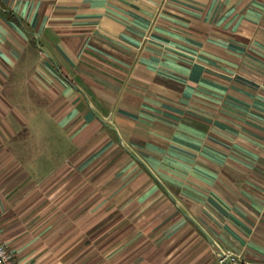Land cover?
<instances>
[{"label":"crops","instance_id":"1","mask_svg":"<svg viewBox=\"0 0 264 264\" xmlns=\"http://www.w3.org/2000/svg\"><path fill=\"white\" fill-rule=\"evenodd\" d=\"M0 236L21 264H264V0H0Z\"/></svg>","mask_w":264,"mask_h":264},{"label":"built area","instance_id":"2","mask_svg":"<svg viewBox=\"0 0 264 264\" xmlns=\"http://www.w3.org/2000/svg\"><path fill=\"white\" fill-rule=\"evenodd\" d=\"M231 264H238L236 257L230 258ZM0 264H21L18 262L9 248L3 243V240L0 236Z\"/></svg>","mask_w":264,"mask_h":264},{"label":"water","instance_id":"3","mask_svg":"<svg viewBox=\"0 0 264 264\" xmlns=\"http://www.w3.org/2000/svg\"><path fill=\"white\" fill-rule=\"evenodd\" d=\"M207 239H208V240L210 241V243H211V244H212V245L218 250V252H219L220 256L223 258L225 264H231V263L228 261L226 255H225L222 251H220L218 245H216V243H215L210 237H207Z\"/></svg>","mask_w":264,"mask_h":264}]
</instances>
